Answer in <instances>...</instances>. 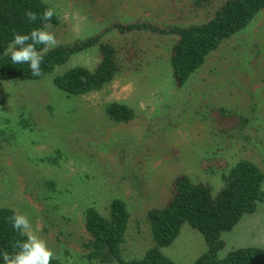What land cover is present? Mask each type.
<instances>
[{
    "label": "rangeland",
    "instance_id": "1",
    "mask_svg": "<svg viewBox=\"0 0 264 264\" xmlns=\"http://www.w3.org/2000/svg\"><path fill=\"white\" fill-rule=\"evenodd\" d=\"M59 22L47 24L59 45L105 30L111 22L148 20L186 25L211 17L224 0H44ZM123 68L101 89L67 96L52 78L99 61L94 46L72 54L35 80H0V206L26 214L62 264H111L88 257L84 211L105 213L110 199L129 210L121 256L140 258L153 245L146 215L162 207L172 181L185 173L216 193L221 174L247 158L264 171V9L208 53L177 85L169 63L174 36L107 29ZM134 116L112 121L108 103ZM264 188V182H263ZM220 257L264 245V201L222 233ZM207 245L184 222L161 251L192 264ZM113 264H119L115 262Z\"/></svg>",
    "mask_w": 264,
    "mask_h": 264
},
{
    "label": "trees",
    "instance_id": "2",
    "mask_svg": "<svg viewBox=\"0 0 264 264\" xmlns=\"http://www.w3.org/2000/svg\"><path fill=\"white\" fill-rule=\"evenodd\" d=\"M197 2L203 6L211 4L212 0ZM47 7L51 6L44 0H0V80L43 78L72 54L96 46L100 58L95 66H73L52 78L56 88L71 96L101 89L123 68L115 46L102 39L107 29L121 33L148 31L173 35L169 63L175 83L182 85L223 39L243 28L264 9V0H224L207 20L186 25L138 19L111 22L103 31L58 45L44 53L42 75L34 77L27 64H13L5 52L14 33H28L33 27L46 26L39 19L29 23L25 11L30 9L39 16ZM58 22L57 14L48 24L56 25ZM42 48V45H37L38 50ZM105 112L114 122H125L134 116L129 105L117 101L108 103ZM221 180V187L213 193L206 182L193 180L185 173L176 175L166 204L149 210L146 215L154 243L140 258L121 256V244L125 241L130 216L123 199H110L105 213L93 206L87 207L84 211V226L89 234L84 244L89 249L87 256L111 264H176L161 248L172 243L186 222L203 234L207 245L206 251L192 264H264V245L237 247L225 256L218 255L224 247L222 233L232 229L243 215L254 212L258 203L264 201V171L253 161L242 158L222 172ZM13 211L16 210L0 206V253L4 250L11 253L12 244L24 239L13 231L9 222ZM0 264H3L2 256ZM51 264L62 262L54 258Z\"/></svg>",
    "mask_w": 264,
    "mask_h": 264
},
{
    "label": "clouds",
    "instance_id": "3",
    "mask_svg": "<svg viewBox=\"0 0 264 264\" xmlns=\"http://www.w3.org/2000/svg\"><path fill=\"white\" fill-rule=\"evenodd\" d=\"M24 15L29 23H35L39 19L47 25L57 12L55 8L47 7L39 16L30 9L26 10ZM37 45H42L43 48L38 50ZM58 45L59 41L53 32L46 30V27H33L28 33H14L5 54L10 55L13 64H27L32 76L39 77L42 75L43 54ZM9 222L13 231L24 239L16 240L12 244L11 253L7 250L0 253L3 264H51L56 258L55 252L48 246L47 241L37 234L39 229H33L29 217L13 211Z\"/></svg>",
    "mask_w": 264,
    "mask_h": 264
}]
</instances>
